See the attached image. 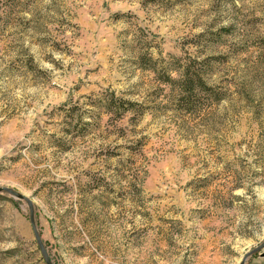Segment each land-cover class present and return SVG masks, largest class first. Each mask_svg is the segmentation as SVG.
I'll use <instances>...</instances> for the list:
<instances>
[{
  "label": "rangeland",
  "instance_id": "rangeland-1",
  "mask_svg": "<svg viewBox=\"0 0 264 264\" xmlns=\"http://www.w3.org/2000/svg\"><path fill=\"white\" fill-rule=\"evenodd\" d=\"M1 186L53 264H237L264 242V0H0ZM0 264H45L6 192Z\"/></svg>",
  "mask_w": 264,
  "mask_h": 264
},
{
  "label": "water",
  "instance_id": "water-1",
  "mask_svg": "<svg viewBox=\"0 0 264 264\" xmlns=\"http://www.w3.org/2000/svg\"><path fill=\"white\" fill-rule=\"evenodd\" d=\"M0 192H6L8 194H10L11 196L17 198V199H21L24 200L27 205H28V209H29V217H30V223L33 229V234L36 240V243L38 245V248L41 252V255L43 257V260L45 262V264H53L50 256L47 252V249L44 245V242L36 228L35 222H34V209H33V203L31 201L30 198H28L27 196H25L24 194L10 188V187H5V186H1L0 187ZM254 253H258L260 257H264V242L261 243L260 245L254 247L253 249H250L248 251H246L243 256L241 257L240 261L237 264H245L247 259Z\"/></svg>",
  "mask_w": 264,
  "mask_h": 264
},
{
  "label": "trees",
  "instance_id": "trees-1",
  "mask_svg": "<svg viewBox=\"0 0 264 264\" xmlns=\"http://www.w3.org/2000/svg\"><path fill=\"white\" fill-rule=\"evenodd\" d=\"M196 75L193 73H183L180 75V78L177 79L179 81V87H181V92L186 93L189 91L199 90L205 88L206 85L199 77L195 78ZM169 80L172 79L169 77ZM255 254V253H254ZM253 255V254H252Z\"/></svg>",
  "mask_w": 264,
  "mask_h": 264
}]
</instances>
